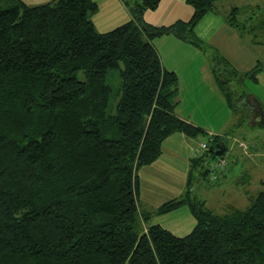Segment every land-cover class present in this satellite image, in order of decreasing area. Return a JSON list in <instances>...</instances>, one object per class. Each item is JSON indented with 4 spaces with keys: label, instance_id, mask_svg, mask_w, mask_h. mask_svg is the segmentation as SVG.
Listing matches in <instances>:
<instances>
[{
    "label": "trees",
    "instance_id": "obj_1",
    "mask_svg": "<svg viewBox=\"0 0 264 264\" xmlns=\"http://www.w3.org/2000/svg\"><path fill=\"white\" fill-rule=\"evenodd\" d=\"M11 1L0 7V264H264V189L225 214L191 190L199 174L210 181L212 152L228 151L230 133L208 136V150L190 159L183 196L155 212L140 206L138 172L164 141L206 135L176 115L179 79L152 41L172 34L211 54L195 26L219 0H186L191 18L168 26L144 19L161 0H122L132 19L106 33L92 21L93 0ZM245 10L233 7L227 21L264 45V16L239 19ZM251 18L259 22L249 26ZM209 56L235 116L264 124V107L243 90L262 65L243 73L219 53ZM116 68L113 111L107 75ZM183 206L196 219L187 235L145 229L153 214Z\"/></svg>",
    "mask_w": 264,
    "mask_h": 264
},
{
    "label": "crops",
    "instance_id": "obj_2",
    "mask_svg": "<svg viewBox=\"0 0 264 264\" xmlns=\"http://www.w3.org/2000/svg\"><path fill=\"white\" fill-rule=\"evenodd\" d=\"M28 5L34 6L43 4L46 2H50L52 0H22ZM98 5V10L96 13L92 15V21L95 25V28L100 33L109 32L123 24H126L131 21L132 16L129 12V9L125 6L122 0H93ZM226 0H219L217 1V9L214 11H210L206 13L200 21L195 26V33L197 37L208 47L216 49L220 51V54L228 59L233 66L240 72H247L255 68L258 64L262 65V70L257 74V80L254 81L252 79H245L244 85L246 81L254 82L263 85L264 84V54L256 55L253 53L255 49L258 52H261V49L264 51L263 44H255L252 41V37L247 30L241 29L239 27H234L227 21V15L229 14L230 10L224 9L223 7L226 6ZM193 14V9L191 5H189L186 0H161L159 6L155 10H146L144 12V19L147 23L155 25V26H168L173 24L177 20H189ZM153 45L157 49L163 66L169 70L173 71L178 76V90L176 95V107L175 113L176 115L195 125L200 127L206 132V128L202 127L203 120L200 118L206 114L202 111H193L195 108H205L204 106L200 105L202 99L201 97L204 96L205 101H210L220 107L225 114V127L221 129L220 135L229 133L231 127L235 128L237 122V118L233 111L231 110L227 99L223 96L221 91L218 88L213 69H212V61L210 60L209 56L205 51L199 49L197 47H193V45L187 41H184L175 35H164L162 37H157L152 41ZM218 46V47H217ZM193 56L188 57L185 55L186 52H192ZM199 51V52H197ZM205 54H204V53ZM197 53L202 55L199 58L201 61L198 68H193L188 62V58L198 59L196 56ZM263 62V63H262ZM258 97V96H257ZM261 99L260 97H258ZM185 104V105H184ZM231 111V112H230ZM224 119V116H222ZM240 127V126H239ZM255 127V126H254ZM225 128V129H224ZM206 129V130H205ZM209 134L206 132L207 136H215L217 129H209ZM241 130V129H240ZM239 130V131H240ZM233 132V131H232ZM245 132L242 130L240 131V135L244 134ZM238 134V133H236ZM203 136V135H202ZM229 136V135H228ZM239 136V135H238ZM196 138H191L186 136L183 133H175L171 135L167 140L163 143L162 153L164 152V148L166 147V154H161L159 158L156 160V163L147 165L146 167H151V171L157 173L156 168L157 165L163 163V157H167L168 154H172V157L176 158L180 153L178 151L180 145H183L185 155H183V161L185 162L184 165H188L187 167V176L190 171V159L192 155V149L195 145L198 144ZM204 137V136H203ZM245 138V137H244ZM231 137L227 139V148L230 152L231 147L229 145L231 141ZM246 139V138H245ZM251 148L253 150L252 156L253 159H244L240 158V155L232 156L231 164L228 168V172L234 171L238 167L240 173L237 175V179H239L242 184L247 185L249 183V171L253 170L258 171L260 167H264V151L256 149L255 147V138L251 139ZM241 163V164H240ZM240 164V165H239ZM145 167V168H146ZM142 169V171L145 170ZM231 169V170H230ZM140 172V171H139ZM139 175L140 181V196H142V184H141V175ZM248 179H243L242 176ZM248 174V175H247ZM226 177V178H224ZM218 183H215L213 186H217V188L222 189H229L231 187V193L237 191L238 188L232 187L233 185V178L231 181L227 178V175L224 176ZM187 181V180H186ZM261 186L264 183V177L261 176L259 180ZM199 183V182H197ZM249 185V184H248ZM215 188V189H217ZM214 190V189H213ZM211 190L210 192L212 193ZM260 192V191H259ZM258 192V193H259ZM225 194V190L223 192ZM223 194V195H224ZM247 201H249L248 207L250 205V198L247 197L245 194ZM236 198V196H235ZM234 198V200H235ZM201 200V199H199ZM146 201L151 204V198L148 197ZM202 201L205 202L206 206L211 209L208 204L206 203V199ZM141 202V200H140ZM233 199L228 200L226 202H217L216 205L218 207L221 206L223 211L220 214H225L226 212L230 211L231 208H240L236 207L232 204ZM246 204V203H242ZM185 207V208H184ZM245 207V208H246ZM240 208V209H245ZM142 209V208H141ZM146 211V209H142ZM170 215L176 220L178 226H181L179 230L171 229L166 227L161 222H151L152 224H159L163 228L169 230L173 234L177 236H185L190 233L195 225L196 219L191 213L190 209L187 206H183L178 210L169 212ZM149 225H145V229ZM174 230V231H173ZM185 231V232H184ZM179 232V233H177Z\"/></svg>",
    "mask_w": 264,
    "mask_h": 264
},
{
    "label": "rangeland",
    "instance_id": "obj_3",
    "mask_svg": "<svg viewBox=\"0 0 264 264\" xmlns=\"http://www.w3.org/2000/svg\"><path fill=\"white\" fill-rule=\"evenodd\" d=\"M44 1V0H40ZM49 1V0H48ZM226 6L223 7L224 9L231 10L233 7H239V8H245L246 12L240 13L238 18L239 19H247V17L251 14L252 16H258V17H263L264 16V0H226L225 1ZM12 6V1L11 0H4L0 3V7H10ZM250 13V14H249ZM247 14V15H246ZM246 15V16H245ZM252 20L249 19V26L252 24H256L258 19L255 18L253 22H250ZM247 22V23H248ZM208 46V45H205ZM194 47V45H193ZM218 47V46H217ZM211 54L212 55L214 52H217L220 54V51H217L216 49H212ZM199 52V51H197ZM204 53V52H203ZM205 53H208L205 52ZM204 53V54H205ZM254 54L256 55H261L264 54V51L261 49V52H258L257 49L253 51ZM186 56L192 57L193 56V51L192 52H186ZM221 55V54H220ZM198 59L194 58H188V62L193 68H198L201 61H199L202 57L200 53H197L196 55ZM210 60L211 57L209 56ZM263 63V62H262ZM259 65V64H258ZM124 67L123 63L120 62V68L122 69ZM120 70L118 68L113 69L109 71L107 75V83L110 85L112 91L110 94V100H109V108L112 109L113 111L116 109V105L119 99V89L121 85V76H120ZM247 93L253 95L259 103L264 107V84H258L250 81H246L244 85V89ZM261 99H259L258 97ZM202 101L200 105L198 106H204L205 108L199 109L195 108L193 111H202L203 113L206 112L204 116H202L200 119L203 120V125L202 127L204 128L207 127L205 130L209 134V129H219L216 133V135H220L222 132L221 129L225 127V114L222 112L223 110L220 107H217L216 104L210 102V101H205L204 96L201 97ZM185 105V104H184ZM231 112V111H230ZM222 116H224V119H222ZM237 120V125L235 128L231 127L229 137H231V141L229 143L231 150H230V155L228 157V167H227V172L225 174L227 175V178L231 181L233 178V185L232 187L238 188L236 192L231 193V187L229 189H222V188H217V186H213L211 177L209 178L210 181L206 178L203 177L202 174H199L201 176V179H199V183H195L194 189L193 187L191 190H194V195L198 199H206V203L208 206L215 212L220 214L223 209L218 207L216 205V200L218 202H226L228 200L233 199L232 204L236 207L240 208H245L249 201H247L245 194L247 195L248 198H252L258 194L259 191L264 189V183L260 184L259 180L261 179V176L264 177V167H260L258 171H249V185H243L242 182L237 179V175L240 173V170H238V167L234 169L232 172H228V168L231 164V159L232 156H238L240 155V158L244 159H249L252 160L253 156V150L251 148V139L255 138V147L256 149L264 151V124H256L252 123V119L249 120L246 116L243 115H238L236 116ZM252 123V124H251ZM240 126V127H239ZM255 126V127H254ZM225 129V128H224ZM241 129V130H240ZM244 131L245 133L242 134V136L239 134L240 131ZM233 131V132H232ZM238 133V134H236ZM239 135V136H238ZM204 136V137H203ZM200 138L197 139L198 143L207 141L208 136L203 135ZM246 139H245V138ZM166 147L164 148V152L162 153L163 155L166 154L165 152ZM178 151L180 152L178 156L175 158L172 157V154H168L167 157H163V163L157 165L158 167L156 168L157 173L154 171L152 172L150 169L151 167H142L139 171L141 175V184H142V196H140V206L142 209H146V211L150 212H155L157 208H159L163 203H165L168 200L181 197L185 194L187 190V167L188 165H184L185 162L183 161V155H185L183 145L179 147ZM159 158V157H158ZM157 158V159H158ZM156 159V160H157ZM156 160L152 163H156ZM241 164V163H240ZM239 164V165H240ZM146 167V168H145ZM145 168L144 171L142 169ZM231 170V169H230ZM225 175V176H226ZM242 176V174H241ZM224 177V176H223ZM226 178V177H224ZM223 178V179H224ZM243 179H248L242 176ZM217 188V189H215ZM214 189V190H213ZM211 190L212 193L210 192ZM225 190V194L223 193ZM224 194V195H223ZM236 196V198H235ZM150 197L151 204H149L146 199ZM235 198V200H234ZM242 203H246L245 205ZM185 208V207H184ZM151 222H161L163 225L166 227H169L171 229L179 230L181 226H178L176 220L170 215L169 213H163V214H153L152 218L150 219ZM150 221L147 223V225H150ZM174 231V230H173ZM185 232V231H184ZM179 233V232H177Z\"/></svg>",
    "mask_w": 264,
    "mask_h": 264
},
{
    "label": "built area",
    "instance_id": "obj_4",
    "mask_svg": "<svg viewBox=\"0 0 264 264\" xmlns=\"http://www.w3.org/2000/svg\"><path fill=\"white\" fill-rule=\"evenodd\" d=\"M209 141H211V138L207 141L195 145L191 152L192 153L191 158L194 159L202 156L204 152H206L209 148ZM229 155H230L229 150L226 151L224 154L212 152V158L210 159V163H209V172H210L209 174L213 182L220 181L223 178V176L226 175L225 172H227Z\"/></svg>",
    "mask_w": 264,
    "mask_h": 264
}]
</instances>
